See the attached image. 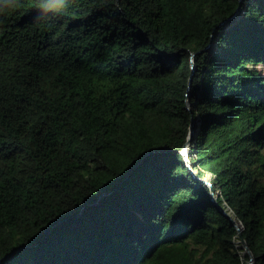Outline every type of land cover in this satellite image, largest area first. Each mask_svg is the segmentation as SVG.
<instances>
[{"label":"trees","instance_id":"1","mask_svg":"<svg viewBox=\"0 0 264 264\" xmlns=\"http://www.w3.org/2000/svg\"><path fill=\"white\" fill-rule=\"evenodd\" d=\"M217 206L264 264V0H0V264H248Z\"/></svg>","mask_w":264,"mask_h":264},{"label":"water","instance_id":"2","mask_svg":"<svg viewBox=\"0 0 264 264\" xmlns=\"http://www.w3.org/2000/svg\"><path fill=\"white\" fill-rule=\"evenodd\" d=\"M193 55L191 56V60H190V65H191V71L193 72L194 71V65H193ZM192 72L190 74V77H189V81H191V77H192ZM193 132H194V122L192 121L191 122V127H190V131H189V136L187 138V141L183 147V151H182V155H183V158L185 160V163H186V166L189 170V172L192 174V176H194V173L191 169V164L188 160V146H189V142L191 141V138L193 136ZM205 184H207L208 186H210V183L207 182V181H203ZM212 193V191H211ZM109 194V193H108ZM104 195V194H103ZM218 210L223 214L225 215L231 222V224L235 227L237 233H238V236H239V239H240V242H241V246L243 248V250L246 252V254L249 256V261H248V264H253V256H252V253L251 251L249 250L246 242L243 240L242 238V235H241V227L239 225V223H237L235 220H233V218H231V216H229L225 210L223 208H221L220 206H217Z\"/></svg>","mask_w":264,"mask_h":264},{"label":"clouds","instance_id":"3","mask_svg":"<svg viewBox=\"0 0 264 264\" xmlns=\"http://www.w3.org/2000/svg\"><path fill=\"white\" fill-rule=\"evenodd\" d=\"M41 8H44V7H46V5H44V4H41V5H39Z\"/></svg>","mask_w":264,"mask_h":264},{"label":"rangeland","instance_id":"4","mask_svg":"<svg viewBox=\"0 0 264 264\" xmlns=\"http://www.w3.org/2000/svg\"><path fill=\"white\" fill-rule=\"evenodd\" d=\"M212 49V48H211ZM247 264V263H246Z\"/></svg>","mask_w":264,"mask_h":264}]
</instances>
